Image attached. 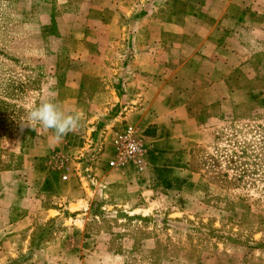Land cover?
Returning <instances> with one entry per match:
<instances>
[{
  "label": "rangeland",
  "instance_id": "rangeland-1",
  "mask_svg": "<svg viewBox=\"0 0 264 264\" xmlns=\"http://www.w3.org/2000/svg\"><path fill=\"white\" fill-rule=\"evenodd\" d=\"M81 7L82 0H0V264H264V87L189 145L173 147L162 163L172 169L157 174L148 163L113 165L112 131L128 122L114 119L119 109L77 129L73 147L58 146L52 130L23 125L32 107L53 100L46 61ZM145 134L151 140V129ZM46 136L59 171L84 152L87 163L100 161L97 172L88 168L97 184L78 180L81 189L70 191L79 201L62 218H47L63 201L54 188L35 186L25 162ZM6 215L28 219L19 227ZM57 235L62 240L44 250Z\"/></svg>",
  "mask_w": 264,
  "mask_h": 264
},
{
  "label": "crops",
  "instance_id": "crops-1",
  "mask_svg": "<svg viewBox=\"0 0 264 264\" xmlns=\"http://www.w3.org/2000/svg\"><path fill=\"white\" fill-rule=\"evenodd\" d=\"M81 8L46 61V93L65 112L81 113L79 131L118 109L115 120L151 129L146 163L152 173L170 171L172 166L162 163L173 157V147L189 145L190 138L264 87V0H82ZM78 134L54 142L71 141L73 147ZM47 141L39 138L31 148L35 157L25 162L35 186L54 188L63 201L48 208L55 213L47 218H62L69 203L79 201L70 190L81 187L78 180L95 184L96 173L88 168L97 172L100 161L87 163L84 152L73 170L59 171L46 156ZM109 144L113 149L111 137ZM112 172L122 179L127 175ZM6 217L19 227L28 219ZM60 240L57 235L42 248Z\"/></svg>",
  "mask_w": 264,
  "mask_h": 264
},
{
  "label": "built area",
  "instance_id": "built-area-1",
  "mask_svg": "<svg viewBox=\"0 0 264 264\" xmlns=\"http://www.w3.org/2000/svg\"><path fill=\"white\" fill-rule=\"evenodd\" d=\"M148 142L145 131L137 129L131 123H122L112 131L111 144L115 153L113 165L116 167L132 165L139 170L144 169ZM64 163L65 161H62V164ZM66 178V175L62 176L63 180Z\"/></svg>",
  "mask_w": 264,
  "mask_h": 264
},
{
  "label": "clouds",
  "instance_id": "clouds-1",
  "mask_svg": "<svg viewBox=\"0 0 264 264\" xmlns=\"http://www.w3.org/2000/svg\"><path fill=\"white\" fill-rule=\"evenodd\" d=\"M81 121L82 116L79 111L65 112L53 100H42L27 112L23 125L31 127L37 133L39 128L52 130L55 138L59 140L68 133L75 132L80 127Z\"/></svg>",
  "mask_w": 264,
  "mask_h": 264
}]
</instances>
